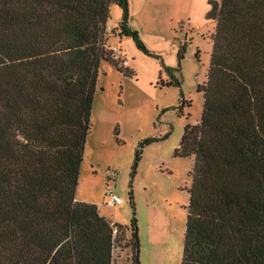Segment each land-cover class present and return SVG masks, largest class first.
Instances as JSON below:
<instances>
[{"label":"trees","instance_id":"trees-1","mask_svg":"<svg viewBox=\"0 0 264 264\" xmlns=\"http://www.w3.org/2000/svg\"><path fill=\"white\" fill-rule=\"evenodd\" d=\"M113 4L144 50L126 0H0V264H118L121 244L140 264L135 218L127 241L75 197L99 65L135 76L107 45ZM207 5L201 116L177 149L193 158L180 264H264V0Z\"/></svg>","mask_w":264,"mask_h":264},{"label":"rangeland","instance_id":"rangeland-1","mask_svg":"<svg viewBox=\"0 0 264 264\" xmlns=\"http://www.w3.org/2000/svg\"><path fill=\"white\" fill-rule=\"evenodd\" d=\"M126 2L125 27L144 50L121 33L124 10L113 4L107 45L121 51L135 76L99 65L75 197L123 226L127 241L135 218L140 264H180L193 158L179 157L177 149L184 127L201 116L198 89L206 81L215 22L206 18L207 0ZM109 190L122 204L106 205ZM120 247L113 257L124 264L132 251Z\"/></svg>","mask_w":264,"mask_h":264},{"label":"built area","instance_id":"built-area-1","mask_svg":"<svg viewBox=\"0 0 264 264\" xmlns=\"http://www.w3.org/2000/svg\"><path fill=\"white\" fill-rule=\"evenodd\" d=\"M113 54H112V57L119 61L121 63V65L124 67L126 66L127 67V62L126 60L120 55V50L117 49V48H111ZM106 197H107V204L106 205H110V206H118L120 204H122V200L116 196L113 192V190H109L106 192Z\"/></svg>","mask_w":264,"mask_h":264},{"label":"crops","instance_id":"crops-1","mask_svg":"<svg viewBox=\"0 0 264 264\" xmlns=\"http://www.w3.org/2000/svg\"><path fill=\"white\" fill-rule=\"evenodd\" d=\"M121 52V51H120ZM127 68H128V64H127ZM76 201H78V200H76ZM79 202H81V201H79Z\"/></svg>","mask_w":264,"mask_h":264}]
</instances>
